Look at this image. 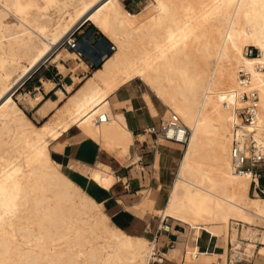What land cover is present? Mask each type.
I'll use <instances>...</instances> for the list:
<instances>
[{
	"label": "bare ground",
	"instance_id": "6f19581e",
	"mask_svg": "<svg viewBox=\"0 0 264 264\" xmlns=\"http://www.w3.org/2000/svg\"><path fill=\"white\" fill-rule=\"evenodd\" d=\"M86 22L114 42L116 51L89 76H73L65 90H56L55 100L26 96L32 107L42 102L41 113L52 115L37 126L14 98L16 88L48 59L60 72L68 60L75 61L73 71L86 68L67 48L65 57L61 52L52 57ZM246 46L257 56L245 57ZM240 67L258 91L257 129L264 136V0H150L137 13L123 10L119 0H0V264L147 263L150 240L113 225L101 204L60 170L50 149H59L58 138L77 127L116 150L123 162L132 135L107 98L137 80L190 132L165 205L153 210L146 198L139 207L175 220L181 236L189 227L210 233L211 225L221 224L233 257L241 258L236 226L242 225V236L254 238L249 226L255 218L264 222V197L250 195L251 173L234 174L230 167ZM44 87L48 92L54 83L44 80ZM103 113L109 121L97 124ZM78 169L103 189L115 180L107 167ZM198 234L189 240L183 264H209L190 262L199 257L192 254ZM259 240L264 245V233ZM176 245L168 251L172 257L182 246ZM258 254L264 257V246ZM221 259L216 264H225V253Z\"/></svg>",
	"mask_w": 264,
	"mask_h": 264
},
{
	"label": "crops",
	"instance_id": "0c3cea01",
	"mask_svg": "<svg viewBox=\"0 0 264 264\" xmlns=\"http://www.w3.org/2000/svg\"><path fill=\"white\" fill-rule=\"evenodd\" d=\"M131 1L132 4H135L134 6L140 8L141 0ZM84 63L86 64L85 61ZM65 68V70H68L66 66ZM35 70L31 73L32 75L30 74L31 76L28 75L26 77H29L28 80L37 71H40V68ZM46 73L41 71L38 74L34 86H31V83H28L26 78L19 86L26 80L21 87H29L28 93H31L30 89H33V91H38L37 94L40 93L43 96L44 101L47 99L55 100L57 98L56 90L61 89L59 88L60 86L65 90L64 86L67 83H64V81L69 76V73H61L57 67L52 73H49L50 79L47 78L46 80L53 82L54 88L48 92L45 91L43 81V77L46 78ZM69 77L71 78V76ZM132 84L118 88L107 98L112 114L114 116H122L126 128L132 135L128 151L124 155L125 160L127 159L126 161L121 162L117 158L115 154L116 150L110 151L104 148L101 139L97 141L85 135L77 127L70 128L58 138L59 149L51 150V157L59 164L60 170L64 171L63 173L69 179L79 186L89 197L101 204L102 210L109 217L113 225L129 235L144 236L146 238L147 235H151L155 230L156 213L149 210L148 207L146 208V212L142 213V207H139L138 204L147 198L152 200L153 210H159L165 205L164 190L165 187L173 183L175 171L182 156V146L167 142L154 145L152 138L144 133V129L148 126H157L159 124L162 110L150 98L147 92L143 93ZM19 86L16 88L14 98L17 94L21 95L18 93ZM143 94L148 95V100L144 98ZM19 104L23 108L22 112L24 114L25 112L30 113L35 121L37 118L43 120L48 116L41 113L42 102L33 107L29 101L28 103L25 101V104ZM142 137L144 139H141ZM74 166H78V168L92 167V169L98 166L107 167L112 172L115 180L108 189H103L86 174L79 171L78 168H74ZM210 231L212 232H210L212 236H215V234L222 235L221 233L213 232L211 228ZM193 233L194 230H192L191 235ZM202 235L203 233L199 231L196 240L199 252L206 255L209 253V248L215 251L221 249L217 240L214 239L215 237H210L204 243L201 242ZM204 235L209 234L205 231ZM178 238L167 234L160 235L159 237L160 244L163 245H167L172 240L179 245ZM201 248L204 251H201ZM175 257L170 256V253L168 254V259L173 260Z\"/></svg>",
	"mask_w": 264,
	"mask_h": 264
},
{
	"label": "built area",
	"instance_id": "2783aa9c",
	"mask_svg": "<svg viewBox=\"0 0 264 264\" xmlns=\"http://www.w3.org/2000/svg\"><path fill=\"white\" fill-rule=\"evenodd\" d=\"M81 27V26H79ZM80 28L72 30L64 39L62 45L72 50L78 58L82 59L87 50L94 47L87 35L84 33L79 35L77 31ZM91 36V35H90ZM96 45V43H95ZM115 50V45L110 42L106 49L101 48L97 56L104 57L107 53ZM245 57L257 56L258 52L254 47L246 46L243 50ZM97 64L94 60L87 61V68H94ZM40 68V67H39ZM38 68V69H39ZM237 100L241 106L232 107L237 118V124L231 128L230 135V167L234 174L251 173L255 178L251 182L256 193L264 194V189L260 186V181L264 180V136L258 131V115H259V94L257 89L252 86L251 75L244 68L237 70ZM109 116L103 113L98 117L97 124L106 123ZM144 133L152 138L154 145L161 142L186 145L188 141L189 131L175 113H169L166 117L160 118L157 126L150 125L144 129ZM165 233L174 236L175 231L172 224L167 219H160L157 230L153 239L151 252L146 264H178L174 260L168 259L167 254L170 248H173L175 241H170L167 245L160 244L159 233Z\"/></svg>",
	"mask_w": 264,
	"mask_h": 264
},
{
	"label": "rangeland",
	"instance_id": "374dc122",
	"mask_svg": "<svg viewBox=\"0 0 264 264\" xmlns=\"http://www.w3.org/2000/svg\"><path fill=\"white\" fill-rule=\"evenodd\" d=\"M141 1H142V3L140 4V8H137L136 6H134L135 4H132V1L131 0H119V5H120V7L123 10H127V11H130V12L135 13V12L140 11L142 8H144L147 4L150 3V0H141ZM49 12L53 13V12H55V10L52 9V8H50ZM55 15H56L55 18L57 19L58 13H55ZM78 28H80L77 31L78 33H80L79 35H82L84 33L85 35H87V39H89L92 43H94V47L91 50H87L86 51L84 57L82 58L83 61L87 62V61L94 60L95 63L97 64V66H99L101 64L103 58H105L106 56L111 55L114 51H116V46H115V50L112 51V52L107 53L106 56H104V57L97 56V53L99 52V50L101 48L106 49V47L110 43V40L107 39L102 33H100V31H98L90 22H86V23L82 24L81 27H78ZM95 43H96V45H95ZM113 44L115 45L114 42H113ZM64 48H66V47L63 46V45L62 46H58L57 49L52 53V57H54L59 52H61L62 57H65L66 54H65V51L63 50ZM74 62L75 61L68 60V61H66L64 63V65L68 68V70H65L64 72H61V73L64 74V73H67L68 72L69 73L68 75L71 76V78L69 76H67V79L64 81V83H67V84L72 83L73 82L72 81L73 76L85 78V77L89 76L92 73V71L94 70L92 68L80 67V68H77V70L73 71V68L75 67ZM55 66H56L55 63H52L51 62V59H48V60H46L44 63H42L39 66L40 67V71H37L35 73V75L32 76L29 80H28L29 77L26 78V80H28V83L29 82L31 83V86H34V84H35V82L37 80L36 77L38 76V74L41 71L42 72H47V73H52V71L56 69ZM46 79L47 78L43 77V81L46 80ZM21 85L18 87V93L21 94V96H20L21 100L17 96H15V99H16V101H17L18 104L19 103L25 104V101L28 103V101L26 100V96L34 97L37 94L38 91H33V89H30L31 90L30 91L31 93H28L29 87H26V86L21 87ZM132 85L136 89H139L140 91H142L143 93L144 92H147L148 95L150 96V98L153 101H155L161 107V110H162L161 117L162 116H165L166 117L169 114V113L166 114L167 107L165 105H163L158 99H156L155 96L153 95V93H151L149 90H147V88L143 85V83L141 81L137 80ZM76 86H78V84H76L74 87H76ZM59 88L63 89L61 86ZM143 95H145V94H143ZM66 96H67V94H66ZM19 106H20V108L23 111L22 106L20 104H19ZM25 114L37 126H39V125L43 124L44 122L48 121L49 118L51 117L50 115H48L43 120H40V119L37 118V120L35 121V120H33V118H32V116H31L30 113H26L25 112ZM189 135H190V132H189ZM141 139H144V138L142 137ZM161 143L163 144V143H166V142H161ZM185 146L186 145H184V146L181 147V151L182 152H183ZM3 149L6 150V149H9V147H7V148L4 147ZM50 149L53 150L54 149V145H51L50 146ZM0 153H2V152H0ZM262 169H264V166H262ZM176 173H177V169L175 171V175H176ZM263 173H264V171H263ZM175 175H174V178H175ZM171 185H172V183L170 185H168L167 187H165V190H164V195H165V197H164V204L167 202L168 192H169V189H170V186ZM260 186L264 189V180L261 181ZM255 193L256 192L254 191V188H253V185H252L251 188H250V195L251 196H254ZM257 194H259L261 197H264V194H260V193H257ZM101 208H102V206H101ZM141 212L144 213L146 211H144V210L141 209ZM160 219H161L160 213H156L155 222H154L155 230L153 231V233L151 235H147L146 236V239L148 241L149 240L151 241L153 239V236L155 235V232L157 230V226L159 224ZM166 219H167V221L170 224L173 225L174 228L179 229V226L178 225H175L177 223L175 220H173L171 218H166ZM230 226H232V225H230ZM249 227L254 232H256L255 233V236H254V238L252 240L251 239L248 240L246 237L242 236V225L241 224H239V225L236 226L237 230L239 231L238 232V234H239L238 235L239 240L243 243L241 245L240 251L241 252H244L243 255L241 256V258H236V259L233 257V254H232L233 253L232 245L230 243H228V242L226 243V241H225V238L223 236L224 235V227L221 224H219V225H211V227H210L213 232H218V233H221L222 234V235H220L218 237H215V236L210 235V233L208 232V230L205 229V228H203V227H199L200 229H194V228L189 227L188 228V233H186V236H181L175 230V234H174L173 237L174 238L175 237H179L177 241H178L179 245H182V246L179 249L180 252L178 251L177 254H176L177 257L173 258V260L176 263H178V264H183L184 263V261H185V258L184 257H185V254L187 253L186 247H187V244H188L189 240H191L192 239V236H193V235H191L192 230H194V231H197L198 230V231H201V233H203L202 238L200 240L201 242L204 243L210 237H215L214 239L217 240L218 245H219V247H221V249H218V250L215 251V250L209 248V250H208L209 253L206 254V255H204L203 253H201V252L198 251V249H197V243H196V246H195L196 248H193L192 254L198 253L199 254V257L197 258V260H194V259L190 260L189 259L191 263H203V262H206V263H209V264H216V261H219V262L222 263L221 256L225 253V264H231V262H233L232 264H264V261H263L264 257L262 258L258 254L259 249L262 246H264V245H261V241L259 240V238L261 237V234L264 233V222L262 220L258 219V218H255V223L253 225L249 226ZM205 231L209 235H204L205 234ZM159 235H166V234L164 232L163 233L160 232ZM162 238H163V236H162ZM248 242L250 243V245H252L249 248H247V246L245 245V244H248ZM179 245L177 244L176 248ZM253 245H254L255 248L253 247ZM245 249H249V250H251V252L250 253L245 252ZM201 251H204V250H202V248H201ZM215 255L217 256L216 259L213 257ZM260 259H262V260H260ZM260 261H262V262H260Z\"/></svg>",
	"mask_w": 264,
	"mask_h": 264
},
{
	"label": "trees",
	"instance_id": "16d2710c",
	"mask_svg": "<svg viewBox=\"0 0 264 264\" xmlns=\"http://www.w3.org/2000/svg\"><path fill=\"white\" fill-rule=\"evenodd\" d=\"M100 66V65H99ZM99 66H96V67H94L93 69H97V68H99ZM46 78H49L50 79V74L49 73H46ZM262 181V180H261ZM261 181H260V183H261Z\"/></svg>",
	"mask_w": 264,
	"mask_h": 264
}]
</instances>
